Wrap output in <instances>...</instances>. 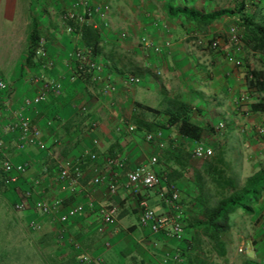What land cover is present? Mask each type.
Segmentation results:
<instances>
[{
    "label": "crops",
    "instance_id": "obj_1",
    "mask_svg": "<svg viewBox=\"0 0 264 264\" xmlns=\"http://www.w3.org/2000/svg\"><path fill=\"white\" fill-rule=\"evenodd\" d=\"M32 1L13 0V100L16 108L22 107L26 97L35 96L40 91V87L34 84L32 80L33 76L39 72V66L36 65L32 68L24 69L27 55L22 62L16 61L15 58V49L17 48L20 34L19 27L23 26V24L20 25V22L24 15L26 16V13L30 11ZM132 2L135 4L134 7L141 9L137 11V19L143 21L144 25L147 26L149 17L160 20L155 10L160 3L139 1L136 4L133 0ZM188 4L206 12L221 9L235 10L245 4L247 13L254 18L255 22L259 23L264 18V0H190ZM161 6L162 17L170 24V31L168 32L172 37H175L180 27L177 23L168 21L164 7L162 4ZM158 8L160 9V7ZM235 19H238V17L225 18L215 24L213 29H217L219 26L229 27L234 24ZM26 25L28 26V24ZM154 25L157 26L156 24ZM149 29L152 32L154 31L157 43L166 41L165 38L157 34V30L154 27H149ZM111 39L106 37V43H111L113 41ZM63 46L68 50L61 55L62 52L55 50L50 43L47 44L50 56L56 63L55 69L49 71L48 75L51 78L62 81L64 87L62 97H51L48 102L30 108L40 107L41 110L39 112L33 113L31 111L28 112L30 109L26 110L33 123L42 130L45 141L50 146H56L62 151L64 156L72 161L83 160L85 154L90 151L99 154L101 165H104L103 160L108 156L127 159L129 168L147 163L151 157L144 160L142 156L141 138L144 139V134L119 131L121 124L124 122L132 123L131 119L134 120L138 116L143 117L137 103L147 105L144 102V97L140 93H136L139 91L131 90L141 84L130 87L125 83V78L129 74L128 70L120 66L115 54L110 56L107 49L105 54H108L110 58L114 56L113 60L103 59L102 57L96 58L106 64L102 82L94 83L89 77L72 82L69 79L65 65L71 46L68 41ZM244 47L245 50L252 53L257 61L247 57L244 51V64L241 68L228 61L227 52L229 51L212 50V54L207 56L195 54L188 64V62L186 63V61L182 60L180 50L171 48L165 50L166 58L159 57L158 60L160 65L163 64L165 68H168L167 79L158 85H155L156 83H153V85L149 84L148 88L153 90L155 96H158L156 105L151 107L156 109L163 108L170 98L186 101L194 108V120L202 126L214 129L212 130L213 132L211 131L213 137L222 133L218 132L216 127L222 122L226 123L225 131H227V135L234 137L236 133L241 139L240 143L235 145L236 147L230 148L226 145L227 153H236L237 160L241 162L261 165V161L264 160V141L261 140L262 136L258 134L257 129L259 127L264 128V92L259 96L255 93V89L250 88L248 75L250 71H261L264 76V54L253 51L247 41ZM142 52L144 54L147 53ZM199 56L202 58L201 60ZM119 69L125 74L121 73ZM30 72H33V74H29ZM28 74L29 78L27 80ZM145 76L149 79L147 73ZM107 79L113 81L117 90L112 94L103 95L101 93L102 83ZM243 92H247L251 99L249 103L239 107L235 100ZM162 94L166 95V99L160 97ZM257 103H260V106H258L259 111L254 112L251 107ZM83 107L87 109L86 112L82 111ZM90 122H97L100 124V128L96 132L87 134L85 131H87L86 128ZM174 130L175 128L173 127L166 130L165 147L173 150L180 149L189 162L191 160L196 161L194 158L190 159V154L192 155L196 142L182 137L178 131L175 133ZM210 134L209 132L201 141L204 142L205 137H209ZM126 135H130V137L125 138L124 136ZM13 136L17 143L16 134H13ZM95 139H98V144L94 143ZM145 142L147 141L145 140ZM7 148L9 150V146ZM216 148L220 149L219 152H224L222 143H218ZM13 149L14 152L12 151L10 154L15 162L28 161L31 164L32 168L20 179V183H23L27 188L33 180L40 176L39 169L42 163L45 161L55 162L53 156L45 159V156L52 155L51 152L47 153L37 149L43 153L44 158L41 159L38 156L35 157L33 153L32 149L36 148H29L26 152H20L15 144ZM155 150L153 155L159 153V158L162 160L159 148L156 147ZM229 163L231 164L230 161ZM170 165L174 164L171 162ZM85 171L86 176L81 183L82 191L73 193L66 185L58 195V199L63 200L66 207L82 203L86 208L83 215L68 222L71 225L67 230L66 240L73 241L78 239L82 245L81 250L95 255L99 254L103 257L104 264H138L140 260L138 256L141 254L149 257L153 264L161 263L162 255L171 250L167 249L157 253L158 250L163 244L176 240L165 235H153L148 229L141 227L139 224L141 203L143 201H146L158 213L166 212L167 208L161 202L158 193L142 190L140 195L136 197L126 189H121L116 195H111L107 186L94 187L91 184L93 174L89 168L85 167ZM57 177L58 174L55 175V178ZM52 179L55 180L53 176L51 179L47 178V181H45L46 186L42 185L39 197H47L50 191L49 182ZM106 204H112L119 210L116 222L111 225H105L101 218L102 225L105 227L104 230L108 233L102 239L98 237L100 236L101 228L98 210L100 206ZM134 216L137 217V222L131 223L130 219ZM49 218L52 219L51 217ZM107 239H114L116 242L113 245L109 242L110 247H107L106 244L108 242L104 243ZM70 244L72 243L70 242ZM150 249L152 251H149ZM73 250L77 251L74 248ZM79 252L77 251V253ZM67 263H73V258H70Z\"/></svg>",
    "mask_w": 264,
    "mask_h": 264
},
{
    "label": "rangeland",
    "instance_id": "obj_2",
    "mask_svg": "<svg viewBox=\"0 0 264 264\" xmlns=\"http://www.w3.org/2000/svg\"><path fill=\"white\" fill-rule=\"evenodd\" d=\"M89 1L95 5L107 6L109 8L106 14V23L108 24V27L105 30V33L107 37L112 38L111 40L113 41H111V43H115L116 46H113V48L109 46L107 48V52H111L112 49L115 50L114 54L115 57L118 58L120 66L127 69L129 74H135L141 77V85L134 87L131 90L139 91L136 93H140L141 96L144 97L143 99L147 106H155L158 101V96H155L153 90L148 88L149 84L153 85V83H156L155 85H158L162 81L166 80L168 70V68L164 67L165 65H160L158 60L159 57L166 58V55L164 54L165 51L162 54L155 55L150 51H147V53L144 54L142 52L143 50L139 49L140 38L144 35H148L154 42H156V35L154 34V31L152 32V30L149 29V27H154L157 30L156 32L158 35L165 38L166 41H170L172 44L171 49L180 50L182 53V60L186 61V63L188 62V64L190 59H192L195 54L207 56L211 55L213 52L211 49L200 45L197 38L185 34L182 28L178 29L175 37H172V35L165 29V25H168V23L165 21L164 17H162L163 14L161 4L158 6L160 9L158 7V9H155L156 15H158L160 20L149 17L146 26L143 24V21H139L137 19V11L141 9L134 7L135 4L132 0ZM74 3L75 0H33L30 11L26 13V16L24 15L21 19L22 21L20 22V25L23 24V26L21 25L19 27V41L17 43V48L15 49L16 61L22 62L24 57L27 55L28 35L31 31L32 16H35L42 25L44 37L47 42L54 46L53 48L55 50L60 51V53L62 52L61 55L68 50L65 46H63V44L67 43V41L71 46L69 52L80 46V43L76 40V38L66 32V25L63 20V12L73 9ZM26 24H28V26ZM168 27L170 28L169 25ZM228 28H230V26H219V28L213 29L212 31L215 36L221 38V52L233 51V47L229 44L226 36ZM124 36L125 38H123ZM244 51L246 52L245 54L247 57H250L251 60L254 59L252 53L245 50V47L243 48L242 53L238 55V58L243 60ZM199 59L201 60L202 58L199 56ZM98 61L103 63L101 60ZM0 64L3 67L5 78L11 83L12 89H14L13 0H0ZM146 73L149 75V79L145 76ZM29 74H33V72H30ZM29 74L27 77L25 76L27 80L29 78ZM244 93L246 94L247 92H243L242 94ZM4 96L5 95L3 93H0V101L4 98ZM160 97L162 99H166L165 94L160 95ZM40 110L41 108L39 107L30 109L28 112L31 111L35 113ZM141 113L142 116H144L143 119L146 118V120H152V114L149 112L142 111ZM27 116L32 121V118L28 114ZM10 119V115L6 113L0 105V122L8 123L10 122ZM130 121L133 123L134 120L131 119ZM98 128H100V124ZM225 130L215 137L212 136V132H210L211 134L209 137H205L204 143L211 146L214 150V156L208 161H215L220 150L216 148L217 144L222 143L224 146L226 161L228 163L229 161L231 162V164L229 163L231 174H236L242 181V184H244L250 177L258 172V169H261V167L264 166V160L261 161V165H254L237 160V154L234 152L227 153V146L230 148L236 147L235 145H238L241 139L236 133L234 137H229L230 135L228 136L227 131ZM85 132L87 134L92 133L90 131ZM174 132L177 133V130L175 129ZM124 137L129 138L130 135H126ZM261 140L264 141V138L261 137ZM164 142H166V137ZM6 143L7 146H9L8 152H14L13 146L16 144V141L13 135L6 137ZM48 146L52 155L48 156L45 153V155H47L45 156V159H48L47 157L54 156L60 160L72 161L64 156L62 151L56 146H50L49 144ZM141 146L143 148L142 156L144 157V160L152 157L156 151V147L159 148L157 143L149 144L145 142L143 138H141ZM164 149H166V147L163 148V150ZM32 150L35 157L38 156L41 159L44 158L42 152L37 149ZM164 154V151L160 152L162 161L165 160ZM206 162L207 161L191 160L189 162L190 166L187 175L184 179L178 181L181 198L183 203H185V210L187 209L188 212L191 210V204L196 195V192H194L193 171L195 169L202 170ZM46 163L47 161L40 165V169L38 168L40 176L36 178L41 180L43 186H46L45 181H47L48 177L49 179L52 178V175L49 176L43 171V166H45ZM161 165L162 164H159V169L162 168ZM53 177L55 180L52 179L49 182L50 191L46 197L51 200L58 199L59 193H61L63 188L66 187V185L60 183L57 178H55V175H53ZM211 186L212 184H210V187ZM26 188L27 187H25L23 183H20V181L19 184L15 186L0 183V264H80V257L85 250H81L82 245L78 239H74L73 241L68 239L66 240L67 230L71 225L70 223L62 225L56 220L50 219L35 210H29V212L22 213H17L14 210V205L19 200V193ZM145 194L147 195V193ZM37 197L39 196L37 195ZM254 209L255 212L253 215H246L241 211L233 215L232 230L225 236V240L228 244V255L226 259L219 257L214 251H210V249L207 248V252H209L216 264H246V262L250 260L257 261L259 264H264L263 203L261 202L255 206ZM98 219L101 223L100 233L98 232L100 236L98 237L103 239V237H106L108 233L104 230L105 227L102 225L101 216H99ZM130 220L132 221L131 223H135L137 222V217L134 216ZM32 222H36L40 228H30V224ZM70 242L72 244H70ZM107 242H110L113 245L116 241L114 239H107L106 242L104 241V243ZM180 243L181 242L177 241L165 243L160 247L157 253H161L167 249L174 250L184 246H180ZM77 245H79V247ZM242 246L244 251L239 252V248ZM73 248L80 252L77 253V251H74ZM149 251L152 250L150 249ZM90 254L95 255L93 253ZM138 257L140 259L138 264H153L152 260L144 254H141ZM70 258H73V263H67Z\"/></svg>",
    "mask_w": 264,
    "mask_h": 264
},
{
    "label": "built area",
    "instance_id": "obj_3",
    "mask_svg": "<svg viewBox=\"0 0 264 264\" xmlns=\"http://www.w3.org/2000/svg\"><path fill=\"white\" fill-rule=\"evenodd\" d=\"M109 8L107 6L95 5L88 0H75L73 9L65 15V21H74L80 28L84 24H91L96 29L108 27L106 23V14ZM230 26L226 32L227 39L232 52L227 53L228 61L238 68L243 67V61L238 58L242 53L246 38L239 26V19ZM69 34L74 33L72 26H66ZM168 29V25H165ZM125 38V36L123 37ZM76 40L80 42V35L76 36ZM199 44L213 51L221 50V38L212 35L198 36ZM47 40L42 38L36 51L39 72L32 78L34 84L40 87L37 95L26 97L20 108L15 107L12 98V85L5 78L3 67L0 64V93L5 96L0 101V105L6 113L10 115V122H0V183L7 185H18L21 177L31 168L28 161L15 162L12 155L8 152L6 137L16 134V148L20 152H26L29 148H36L43 152H50L49 146L44 139V135L39 126L33 124L26 114V110L40 106L50 100L51 97L60 98L64 93L63 83L60 79L51 78L48 75L56 67L55 61L51 58ZM172 47L170 41L164 43L154 42L148 35L140 38L139 49L144 52L150 51L154 54H162L165 50ZM66 70L69 79L72 82L90 76L92 82H102V75L106 70V65L99 62L88 48L78 46L69 52L65 61ZM161 74V73H160ZM252 78V76H250ZM125 83L130 86H138L142 83L141 77L135 74H128ZM117 90L116 85L110 79L102 83L101 93L109 95ZM251 97L248 93L241 94L235 100L237 106L249 103ZM82 111L86 112L85 107ZM99 124L90 122L86 130L96 132ZM226 129V123L222 122L217 127L218 132ZM119 131L135 133L137 127L129 122L121 124ZM257 132L264 137V128L259 127ZM144 139L149 143H157L161 149L165 148V130L156 132H145ZM98 144V139L94 140ZM193 158L196 160L207 161L214 156V150L204 142H196L193 150ZM56 169L58 172V181L68 186L73 193L82 191L81 183L86 176L83 168H89L93 174L91 184L94 187L107 186L111 195H116L121 189H126L134 196H139L142 190L148 192H156L161 202L166 206L164 213H158L151 208L146 201L141 203V213L139 216V224L141 227L148 229L153 235H165L176 241H182L185 236L184 213L185 206L183 204L179 187L174 183H168L167 174H160L159 155H153L150 160L142 165L129 168L128 160L125 158L111 157L104 158V165H101V158L96 152H87L83 160L66 161L54 157ZM45 174L49 172V166L43 167ZM42 189L40 179L31 182L28 188L19 193V200L14 205L17 213L35 210L38 213L51 217L58 223L67 224L70 220L79 217L85 213V205L82 203L66 207L63 200H51L46 197H37ZM264 205V197L262 199ZM93 205V204H91ZM99 214L105 225H111L116 222L118 216V208L112 204H106L99 207ZM30 228H40L36 222L30 224ZM79 247V245H77ZM110 247V243L106 244ZM243 246L239 248V252H243ZM184 259L173 251H168L161 257V263L158 264H184ZM80 264H104V259L100 255H92L84 252L80 257Z\"/></svg>",
    "mask_w": 264,
    "mask_h": 264
},
{
    "label": "trees",
    "instance_id": "obj_4",
    "mask_svg": "<svg viewBox=\"0 0 264 264\" xmlns=\"http://www.w3.org/2000/svg\"><path fill=\"white\" fill-rule=\"evenodd\" d=\"M133 1L136 4L139 1H152L162 4L168 21L177 23L185 34L197 39L198 36L204 35L216 37L212 33L215 24L225 18L238 17L240 21L238 24L245 35V40L251 45V49L264 54V18L259 23L255 22L254 18L247 13L245 4L235 10L221 9L206 12L189 5L190 0ZM69 11L63 12V20L66 26H72L75 29L74 33L71 34L73 37L76 38L77 35H80V46L90 49L95 58L102 57L103 59L113 60L114 56L112 58L110 56L115 53V50L112 49L109 52L110 56L105 54L109 46L111 48L116 46L115 43H106L105 30L107 27L96 29L91 24H84L80 28V25L74 21H65L64 17ZM168 25L170 26L169 23ZM65 30L67 32L66 27ZM167 31H170L169 27ZM42 38H45L43 27L39 20L32 16L24 69L39 66L36 51ZM119 71L125 74L122 70L119 69ZM86 77L90 78V76L83 78ZM248 78L250 88L255 89V93L261 96L264 92L263 72L250 71ZM137 106L141 112L152 114V120L142 119L144 116L142 118L140 116L136 117L133 121V124L137 127L135 133L156 132L160 129L167 130L173 127L182 137L190 141L200 142L204 136L214 130L197 123L193 116V106L178 98L168 99L166 106L160 109L140 103ZM258 106H260V103L253 104L252 111L258 112ZM159 151L165 153V160L159 159V164H162V168L159 169L160 174H167L168 183H174L178 186V181L184 179L189 171V160L186 159L180 149L166 148L163 150L159 147ZM191 158H193L192 155H190ZM171 162L174 165H170ZM45 165L49 166V175L58 174L54 161H47ZM83 168L85 169V166ZM193 179L196 195L192 201L191 210L188 212L186 209L184 213V239L177 241L181 242L180 246H184L171 251L179 254L184 259V264H216L207 252V248L214 251L219 257L227 258L228 244L225 236L232 230L233 215L239 211L246 215H253L255 206L262 202L264 197V166L242 184L236 174H231L230 165L226 161L225 154L220 151L215 161L207 160L202 170L195 169L193 171ZM210 184H212L211 187ZM246 264L259 263L250 260Z\"/></svg>",
    "mask_w": 264,
    "mask_h": 264
}]
</instances>
